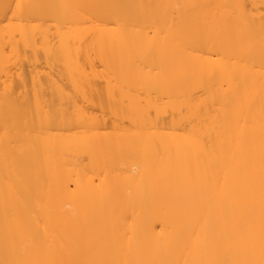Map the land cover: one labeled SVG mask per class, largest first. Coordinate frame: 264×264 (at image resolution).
Returning a JSON list of instances; mask_svg holds the SVG:
<instances>
[{"label": "bare ground", "instance_id": "obj_1", "mask_svg": "<svg viewBox=\"0 0 264 264\" xmlns=\"http://www.w3.org/2000/svg\"><path fill=\"white\" fill-rule=\"evenodd\" d=\"M0 264H264V0H0Z\"/></svg>", "mask_w": 264, "mask_h": 264}]
</instances>
